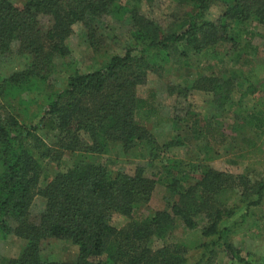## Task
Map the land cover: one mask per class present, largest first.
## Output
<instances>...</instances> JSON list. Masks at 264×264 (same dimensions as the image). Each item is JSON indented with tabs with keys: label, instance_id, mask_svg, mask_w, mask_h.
I'll list each match as a JSON object with an SVG mask.
<instances>
[{
	"label": "trees",
	"instance_id": "obj_1",
	"mask_svg": "<svg viewBox=\"0 0 264 264\" xmlns=\"http://www.w3.org/2000/svg\"><path fill=\"white\" fill-rule=\"evenodd\" d=\"M180 1L185 9L181 25L165 30L141 11L139 0L124 4L120 0H26L21 6L0 0V62L13 45L28 61L24 69L8 75L0 69V100L17 92L18 104H24L20 95L31 91L32 86L43 96L37 121L30 125L22 124L16 113L0 102V232L25 241L21 252L4 264H188L183 244L164 243L152 248L150 243L153 237L165 238L175 227L176 218L193 229L197 217L205 221L200 229L203 237L223 238L225 253L249 264L227 240L236 221L230 222L231 226L225 223L242 207L264 201V180L249 186L244 175L232 176L205 163L184 167L183 162L171 160L158 179L147 176L143 166H136L132 173L118 170L110 174L105 165L74 155L104 154L110 145L117 144L124 151L143 145L155 156L157 142L145 125L154 108L137 94V87L146 82L149 73L160 74L168 64L199 69L205 60L213 59L212 66L222 65L237 47L241 34L253 35L244 29L248 21L264 25V0ZM215 3L222 4L224 10L211 20L205 14ZM115 12L127 13L129 24L122 52L112 54L94 70H72L63 85L54 87L51 76L55 59L68 54L65 40L73 26L80 25L88 46L96 50L105 42L104 32L110 29V15ZM42 17L47 18L46 26ZM248 43L239 49L246 50ZM220 67L166 86L169 95H181L182 100L192 91L209 95L213 115L201 117L191 109L186 111L187 127L194 139L203 142L204 156L212 151L216 140H229L225 128L237 136L232 139L247 129L264 132L262 101L261 108L233 109L228 116V108L240 106L242 95L256 92V86L248 83L246 90L240 89L235 73L221 74ZM261 86L260 92H264V84ZM238 93L237 101L234 95ZM220 117L227 120H218ZM39 131L52 133L57 138L54 145L47 144ZM179 142L171 139L162 146ZM63 152L76 159L68 166L58 165L49 178L41 159L59 163ZM234 180L242 186L240 200L228 208L216 198L227 191L226 184L233 186ZM158 182L177 199L169 210L134 217ZM36 194L43 197L44 207L31 216L29 208ZM116 214L130 220L118 228L114 225ZM47 238L66 239L76 245V259H42L40 242ZM201 246L207 248L209 243Z\"/></svg>",
	"mask_w": 264,
	"mask_h": 264
},
{
	"label": "rangeland",
	"instance_id": "obj_2",
	"mask_svg": "<svg viewBox=\"0 0 264 264\" xmlns=\"http://www.w3.org/2000/svg\"><path fill=\"white\" fill-rule=\"evenodd\" d=\"M14 5L21 6L26 0H10ZM126 0H120L124 4ZM141 11L148 17L156 20L165 30L178 29L184 16V7L180 0H139ZM224 6L220 3L212 4L205 16L208 19L216 20L222 14ZM110 15V29L105 31V42L99 49H92L88 46L81 33L80 25H74L71 35L65 40L68 54L55 59L56 67L51 76L54 87L63 85V80L72 70L88 72L103 65L108 58L115 53H121L122 47L127 40V30L129 28L127 13L115 12ZM42 24L47 25V18H41ZM244 29L249 34H241L238 38L237 47L231 50V54L225 59L220 67L219 73H235L242 90H246L248 83L256 78L264 77V25L255 21H248ZM114 35V38H112ZM246 50L239 48L245 45ZM229 46V43L227 44ZM213 59L205 60L199 69L185 68L182 66L167 65L160 74L149 73L146 82L137 87V94L142 98H147L152 104L154 111L150 119L146 122V127L151 133V137L157 142L156 155L152 156L146 146H138L124 151L117 144L109 146L104 154L74 155L86 162L105 165L110 174H115L118 170L132 173L136 166H143L147 176L154 179L163 177L164 165L168 161H178L185 164L194 163L197 165L210 166L213 169L223 171L232 176L244 175L249 186H254L257 182L264 180V132H254L245 130L239 138L232 139L234 133L225 128L224 132L229 133V140L216 142L212 151L204 156L202 141L194 139L187 125L189 124L186 111L191 109L202 116L213 115L214 109L211 105L208 94L192 91L186 100H182L181 95H169L166 86L169 84L182 83L183 78L190 79L194 73H207L216 70ZM28 61L16 53V46H12L10 53L1 58L0 69L3 75L24 69ZM16 95V96H15ZM18 93L7 94V99L0 100L4 108L13 110L19 121L24 125H30L37 121L41 111L43 99L42 91L35 86L32 90L23 92L20 97L25 100L24 104H18ZM224 120V117L217 118ZM225 118L224 121H226ZM43 140L50 145H54L57 138L52 133L43 134L38 132ZM237 137V136H235ZM171 139H178L179 145L163 147L162 144ZM69 152H63L59 163L50 158L41 159L42 167L47 175L52 177L59 166H68L76 157ZM60 168V167H59ZM239 180L231 181L233 186H227L224 191L217 196L216 201L222 202L223 206L231 207L238 204L239 194L242 186L237 185ZM193 183V181H192ZM41 184L43 182L41 181ZM235 187V188H232ZM255 187L252 189V191ZM177 199V195L172 194L163 183H156L151 193L149 201L141 206L136 212V216H146L156 210H169L170 205ZM221 205V206H222ZM44 207V199L36 194L33 197L29 208L30 215L38 214ZM245 214L243 218L241 215ZM114 225L121 227L130 219L122 215H114ZM197 227L189 229L185 227L179 218H176L175 227L165 238H151V247L156 248L164 243H181L186 247L188 264H243L233 260L228 256L223 248V238L216 240L215 237H203L200 229L205 224L201 217H197ZM234 220L236 223L230 225ZM231 226V231L227 240L240 252L249 264H264V201L257 206H250L241 210L225 223ZM215 243L213 244V242ZM209 243L207 248L201 246L202 243ZM25 241L14 234L4 235L0 232V264L10 257L17 256L24 248ZM40 256L44 260L58 262H73L77 257V247L69 240L47 238L40 242Z\"/></svg>",
	"mask_w": 264,
	"mask_h": 264
},
{
	"label": "crops",
	"instance_id": "obj_3",
	"mask_svg": "<svg viewBox=\"0 0 264 264\" xmlns=\"http://www.w3.org/2000/svg\"><path fill=\"white\" fill-rule=\"evenodd\" d=\"M253 85L256 86V92H249L246 96L241 97V103L240 106L238 104H234L231 107L228 108V116L231 117L232 113L231 110L233 109H241L242 111L246 110L247 108L257 105L258 108H261L264 104V92H260L262 89L261 84H264V77L259 79L256 78L253 81H251ZM260 92V93H258ZM239 93L235 96V99H237V101L239 100ZM259 98V101L257 102L256 99ZM263 104H262V102ZM228 117V118H229ZM229 121V120H228ZM232 122V120H230ZM229 121V123H230Z\"/></svg>",
	"mask_w": 264,
	"mask_h": 264
}]
</instances>
